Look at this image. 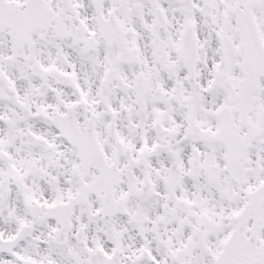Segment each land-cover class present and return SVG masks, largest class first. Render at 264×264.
<instances>
[{"label": "snow or ice", "instance_id": "6c2138e0", "mask_svg": "<svg viewBox=\"0 0 264 264\" xmlns=\"http://www.w3.org/2000/svg\"><path fill=\"white\" fill-rule=\"evenodd\" d=\"M0 264H264V0H0Z\"/></svg>", "mask_w": 264, "mask_h": 264}]
</instances>
